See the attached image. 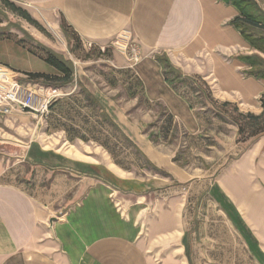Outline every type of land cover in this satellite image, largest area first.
Instances as JSON below:
<instances>
[{
    "label": "crops",
    "instance_id": "obj_1",
    "mask_svg": "<svg viewBox=\"0 0 264 264\" xmlns=\"http://www.w3.org/2000/svg\"><path fill=\"white\" fill-rule=\"evenodd\" d=\"M10 1L63 29L65 41L68 30L84 44L112 48L116 69L103 79L133 104L114 96L105 111L140 154L125 162L94 136L108 122L75 88L59 98L46 129L65 134L54 142H72L60 120L81 98L75 140L93 143L92 153L51 146L54 135L39 132V121L26 123L28 112L0 111V264H231L234 231L264 264V132L240 142L226 110L199 103L194 81L209 86L216 104L263 112L264 0ZM246 16L257 23L235 21ZM118 38L136 44V62ZM19 40L0 39V90L18 75L63 76ZM213 142L221 144L216 152ZM178 151L216 167L180 165ZM206 202L219 208L213 224L201 216Z\"/></svg>",
    "mask_w": 264,
    "mask_h": 264
},
{
    "label": "rangeland",
    "instance_id": "obj_2",
    "mask_svg": "<svg viewBox=\"0 0 264 264\" xmlns=\"http://www.w3.org/2000/svg\"><path fill=\"white\" fill-rule=\"evenodd\" d=\"M11 2L10 0H8ZM235 2H239V0H234ZM12 3V2H11ZM15 4V3H13ZM16 7H19L15 4ZM21 8V7H20ZM27 11V10H26ZM29 14L30 19L24 18L19 11L14 10L12 7L8 6L6 3H4L3 0H0V30L6 31V32H12L13 36L15 38L23 39L25 41V44L31 48L32 50L37 51L40 54H44L45 50H49L53 52L55 55H57L60 59H62L73 71L72 78L67 82H61L59 81V78L56 75L48 76L49 80L46 79H32L30 76H24V75H18L17 80L19 82L24 83H34L37 84L40 88L45 87V92H52L56 91L60 95L57 97L58 99L63 96V94L69 92L73 88H75V91L82 94L83 96H89L97 103V105L101 108L102 111H104L107 118L110 120V117L108 113L105 111L106 105L111 101V98L115 96V98H120V103L122 106L126 105L130 108L133 104V101H129L128 95L125 93L123 87H118L117 91H110V88L108 85H106V81L103 79L104 71L106 72H112L114 69V61H113V50L110 47H96L91 44H84L81 39L78 38L75 34L68 30H64V34L66 33V41L65 38L62 36L60 30H57V27L55 28L53 24H49L46 21H44L43 18H40L38 16H33L30 12L27 11ZM60 31V32H59ZM59 32V33H58ZM116 43H119L120 45H125L127 55L129 56V50L136 44L134 42H125L124 38H118L115 40ZM45 43L46 46H44ZM66 42L68 43L66 47ZM41 43V44H40ZM116 45V44H115ZM115 47L116 49V46ZM45 49V50H44ZM1 65V64H0ZM169 66L168 63H165L164 67ZM113 69V70H111ZM170 69V68H169ZM55 74L59 73L55 70H53ZM61 74V73H59ZM106 76V75H105ZM58 78V79H55ZM196 82V85L200 88V92H202V96L198 99L199 103L205 104L207 106H210V104H213L215 108L220 109L222 112L223 110L230 111L234 117H239L240 113H246L240 110V107L236 104H230V105H224L223 102H218L217 104L214 103L213 100H211V93L209 91V86L205 83L199 80L194 79ZM116 101V100H115ZM130 102V103H129ZM74 105H70V111L67 114L66 119L60 120L63 122L61 125H70V127L67 129V134H70L72 139H74L72 142H54L59 135H65L62 132H55L53 130L47 131L46 129V121L49 120L51 117L52 111L48 114V116L41 120V118L29 113L31 115L30 119L26 121V123H29L30 125L35 124L37 125V122L39 121V126H41V130L39 132L43 133L46 131L49 135H54L50 139L51 146H59L62 149H66L70 145H72V148L75 150H81V151H88L90 153L94 152L93 143H82V141L75 140L80 137L82 134L81 130V118L85 116L83 108L84 104L81 100V98H78L74 101ZM220 106V108H219ZM140 111H138L139 114ZM154 114V113H153ZM67 120V121H65ZM112 120V119H111ZM110 120V121H111ZM112 122V121H111ZM60 123V122H59ZM73 123V125L71 124ZM116 125V124H114ZM116 127V128H115ZM113 126L112 123L108 122L107 124H104V126L99 125L98 127H94V136H98L99 138L103 139L104 146L117 155L118 157L124 158L122 159L125 162L133 163L134 160V151L137 149L133 145L129 146V144L126 142L128 140L126 138V133L123 131V129H120L118 126ZM258 131L264 130V121H261L259 123V126L256 128ZM66 134V135H67ZM54 137L56 139H54ZM119 137L117 140H114V138ZM214 139V138H211ZM210 141V140H209ZM214 146L213 152H216L220 149L221 144L219 142H213L212 144ZM138 150V149H137ZM136 150V151H137ZM138 152V151H137ZM209 154V152H207ZM138 154H140L138 152ZM212 155V152H211ZM214 155V154H213ZM193 156V155H192ZM189 157L186 158L182 157L178 152H176V158L179 159L180 165L189 164L190 169L192 168L193 162L195 165H199L202 167L208 168L209 165H213L215 168V162L216 161H210L206 158L202 157ZM138 165L143 162L137 160ZM148 164V163H147ZM153 174L156 173L160 174L162 176L160 177H166L165 172L163 171V168L160 169L158 166H153ZM219 170V169H218ZM32 168L30 165L27 166V173L32 175ZM140 172L139 174H141ZM203 178V177H201ZM171 180V178H169ZM200 186V185H199ZM196 190V189H195ZM200 190L202 192L201 199H207L208 195L204 193V185L201 184ZM196 196V195H195ZM190 198H193L192 190H190ZM208 202L206 204L202 205L201 207V216L203 219H206L208 221H212V224L214 220H217L219 215V208L215 206H208ZM192 205H187V215L189 219V222L191 224V214H192ZM206 217V218H204ZM246 249L243 248L240 245V241L235 234L233 236V256H232V263L231 264H255L254 261H252V258L247 255Z\"/></svg>",
    "mask_w": 264,
    "mask_h": 264
},
{
    "label": "trees",
    "instance_id": "obj_3",
    "mask_svg": "<svg viewBox=\"0 0 264 264\" xmlns=\"http://www.w3.org/2000/svg\"><path fill=\"white\" fill-rule=\"evenodd\" d=\"M3 1L8 6L12 7L14 10L19 11L20 14L24 18L30 19L29 18V14L27 13L26 10H24L23 8H20V7H16L15 4L9 2L8 0H3ZM242 20H244L246 22H249V23H252V24L257 23L255 20H253L252 18H250L248 16H246L245 18L238 17L235 21L238 23V22H241ZM4 38H9V39L16 40V38L13 36V34H11V33L7 34V33L2 32L0 30V39H4ZM18 42L23 44V42L21 40H18ZM42 57L45 59V61L47 63H49L50 65L55 67L59 71V73H61L63 75L62 78H59L60 79L59 81L67 82V81H69L72 78L73 71L71 70V68L62 59H60L57 55H55L53 52H51L49 50H45L44 56H42ZM30 77L32 79H41V78H43V79L49 80L48 76H46L44 74H39V73L30 74ZM55 79H58V78H55ZM57 101H59L58 98L55 101L52 102L51 110H53V107L55 106ZM84 101L92 109L97 110V112L100 115H102V117L104 118V121L110 122L109 119L107 118V116L101 110V108L89 96V94H87V96H84ZM84 101L82 100L83 104H84ZM261 101H262V105L264 107V96L262 97ZM230 104H232V103H230V102H225L224 103V105H230ZM226 114H229L230 117H232V119L238 124V126H239V135H240L239 141L242 142V143L243 142H247L251 138L256 137V136H258V135H260V134H262L264 132V130L258 131L256 129L259 126V123L261 121H264V110L260 114H254L252 112L240 113L239 117H237V118L234 117V115H232L230 113V111L226 110ZM113 126L115 127L116 125L113 124Z\"/></svg>",
    "mask_w": 264,
    "mask_h": 264
},
{
    "label": "built area",
    "instance_id": "obj_4",
    "mask_svg": "<svg viewBox=\"0 0 264 264\" xmlns=\"http://www.w3.org/2000/svg\"><path fill=\"white\" fill-rule=\"evenodd\" d=\"M138 51L139 49L136 45L129 50V56L134 62L139 58ZM59 95L55 90L43 92L34 83L13 80L9 85L0 90V111L6 115L12 114L17 110L28 112L43 120L51 112V104Z\"/></svg>",
    "mask_w": 264,
    "mask_h": 264
},
{
    "label": "water",
    "instance_id": "obj_5",
    "mask_svg": "<svg viewBox=\"0 0 264 264\" xmlns=\"http://www.w3.org/2000/svg\"><path fill=\"white\" fill-rule=\"evenodd\" d=\"M54 219H55V218H53L52 220H50L51 225H53Z\"/></svg>",
    "mask_w": 264,
    "mask_h": 264
}]
</instances>
